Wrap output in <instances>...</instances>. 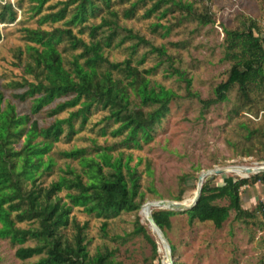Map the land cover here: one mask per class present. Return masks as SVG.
Here are the masks:
<instances>
[{
    "label": "trees",
    "instance_id": "trees-1",
    "mask_svg": "<svg viewBox=\"0 0 264 264\" xmlns=\"http://www.w3.org/2000/svg\"><path fill=\"white\" fill-rule=\"evenodd\" d=\"M32 1L30 11L36 26L21 29L24 47L16 48L15 53L14 65L21 67L23 75L7 85L0 82V238L14 247L13 255L21 264H120L114 262L113 251L107 246L88 252L86 221L79 224L72 210L100 220V228L105 229L108 220L141 208L140 176L136 164H129L130 153L123 154L114 145L97 147L93 156L86 155L82 147L60 151L64 158L76 161L79 171L66 167L56 180L42 187L39 177L47 175L54 164L48 151L61 137L70 140L96 111L107 112L101 118L105 122L101 134L110 122L108 133L112 138L120 136V148L133 150L149 142L158 123L169 113L175 93L151 79L159 63L140 68L145 53H136L143 45L166 60L170 57L163 46L151 45L120 20L162 19L176 12L180 22L192 19L204 25L213 22V15L203 0L199 11L190 0H56L47 6L49 0ZM12 7L10 3L0 4V23L15 20ZM157 28L163 31L161 35L169 31V26L152 22L151 30ZM222 32L223 59L230 65L227 77L213 87V97L199 99L190 90L185 72L171 71L183 81L185 96L196 98L204 109L226 100L235 85L237 97L231 115H237L253 105L254 93H264V31L254 18L245 17L234 28L222 27ZM120 47L126 56L110 60L107 52ZM14 88L21 91L9 96L28 99L29 114L53 103L48 116L64 111L67 115L53 118L46 127L39 126L28 113H17L4 97L3 90ZM238 125L242 137L252 142L243 155L251 156L255 143L264 149V122L252 128L248 122ZM214 178L201 183L196 202L185 211L152 208L151 218L164 236L170 229V217L177 213L185 214L188 224L209 221L216 229L231 211L235 221L256 218L254 212L241 206L243 186L256 182L264 185V171L249 178H228L221 185L212 184ZM186 179L183 175L181 181ZM62 191L63 196L58 195ZM183 191L178 189L171 198L181 200ZM221 200L226 203L219 205ZM256 208L264 214V204L258 203ZM20 223L28 225L21 227ZM67 228L71 229L70 236L65 233ZM167 242L173 257L175 246ZM151 243L153 260L157 247ZM33 257V261L24 262ZM171 264L180 263L172 259Z\"/></svg>",
    "mask_w": 264,
    "mask_h": 264
},
{
    "label": "rangeland",
    "instance_id": "rangeland-1",
    "mask_svg": "<svg viewBox=\"0 0 264 264\" xmlns=\"http://www.w3.org/2000/svg\"><path fill=\"white\" fill-rule=\"evenodd\" d=\"M55 1L49 0L45 6ZM190 1L194 2V9L197 11L202 9L204 3L208 5L213 15V22L204 25L192 19L180 22L176 12L166 14L162 19L152 16L147 20L138 17L120 20L123 26L131 28L147 41L149 40L151 45L163 46L170 57L166 60L155 52H149V47L143 45L138 47L136 53V56L145 53L140 68L148 69L156 62L159 63L151 79L175 93L169 102V113L158 123L150 141L133 150L120 148L118 145L120 136L112 138L108 133L112 128L110 122L105 127V133L101 134L100 127L105 125L104 121L101 122V118L107 112H93L81 130L70 140L61 137L59 141L54 142L48 151L54 164L47 175L39 177L42 187L56 180L57 175L66 167H73L76 172L79 171L75 160L66 159L59 153L73 147L86 149L88 156H93L97 147L110 145H114L115 150H123V154L130 153L129 164H136L140 176L139 189L143 193V203L172 199L171 197L178 193V189L184 190L182 199L192 196L196 190L198 174L213 167L264 164V149H260L261 145L258 143L254 144L251 156L243 155L244 150L252 146V142L242 137L243 131L238 125L241 121L248 122L252 128L264 122V93H254L252 97L254 103L249 109L231 115L237 97L234 85L228 91L226 100L204 109L196 98L185 96L183 81L171 71L175 68L185 72L190 78V90L199 99L213 97V87L227 77L230 65L229 61L223 59L222 27L234 28L242 18L249 17L254 18L264 31V0H203L204 3L202 0ZM3 2L10 3L16 12L13 22L0 23V82L7 85L11 81H19L23 75L21 67L14 65L17 61L16 48L23 49L25 42L21 37V29L35 27L36 23L30 11L34 1L0 0V4ZM141 11L139 10L137 14ZM152 22L169 26L168 33L161 35L163 31L160 28L151 30ZM43 27L49 28L48 25ZM107 56L113 61L121 60L126 56V50L123 47L109 50ZM20 58L23 60L24 54ZM19 91L20 88L5 89L3 94L9 103L14 105L17 113L29 114L28 99L19 100L9 96L10 92ZM52 106L53 103L38 113L29 114L30 119L36 120L39 126L46 127L53 118L67 115V111H64L48 116L47 112ZM116 152L110 153L114 156ZM183 175H187L184 183L181 181ZM253 175L255 174H249L248 178ZM228 178L247 177L235 172H224L215 176L212 184L221 185ZM243 188L241 206L256 214L253 220L235 221L232 219L234 212L231 211L222 226L216 229L209 221H193L188 224L185 214L177 213L170 217L171 225L166 231L165 239L175 246L171 259L180 264H263L264 214L256 206L264 202V185L256 182L253 185H244ZM63 194V191L58 193L60 196ZM225 203L224 200L218 202L219 205ZM72 212L79 224L86 221L85 234L90 254L97 248L102 249L103 246H107L113 251L115 263L163 264L164 248L156 233L149 228L140 207L108 220L105 229L100 228V220L75 208ZM18 225L26 227L28 224ZM138 225H141L144 231H141ZM65 233L70 236L71 229H65ZM151 242L157 247V257L153 260H151L153 252ZM14 251V247L10 246L6 239L0 238V264H21L22 262L13 255ZM34 259L35 257L24 262H31Z\"/></svg>",
    "mask_w": 264,
    "mask_h": 264
},
{
    "label": "water",
    "instance_id": "water-1",
    "mask_svg": "<svg viewBox=\"0 0 264 264\" xmlns=\"http://www.w3.org/2000/svg\"><path fill=\"white\" fill-rule=\"evenodd\" d=\"M238 165H228V166H224L221 168H211L208 170H205L203 172H200L198 175V179L197 182L195 184L196 186V190L195 193L192 196L186 197L184 199L181 200H173V199H158V200H154L152 202L149 203H143L141 206H145L146 208V217L145 220L148 223L149 228L151 229V231L153 230V232L156 233L157 238L159 240V242L161 243V245L164 248V255H165V264H171L172 263V259L170 256V247L167 244V241L165 239V236L163 235L162 231L157 227V225L154 223L152 217V208H157V209H167V210H172V211H185L188 208H190L191 206H193V204L196 202L199 192H200V186L201 183L204 180H209L212 179L217 175H221L222 173L226 172L227 170L236 167ZM264 171V164H259L257 165V167L255 168V170L252 172V174H255L257 172H261ZM243 172L245 175H242L243 177H248V175L251 173L250 168L244 167L243 168ZM148 207H151V210L148 209Z\"/></svg>",
    "mask_w": 264,
    "mask_h": 264
},
{
    "label": "bare ground",
    "instance_id": "bare-ground-1",
    "mask_svg": "<svg viewBox=\"0 0 264 264\" xmlns=\"http://www.w3.org/2000/svg\"><path fill=\"white\" fill-rule=\"evenodd\" d=\"M244 167H247L246 165H242V164H240V165H238V166H236V167H233V168H231V169H229V170H227L226 172H235V173H237L238 175H241L242 176V174L243 175H245L244 174V172H243V168ZM248 167L250 168V170H251V173L250 174H252V172L255 170V168L257 167L256 165H253V166H249L248 165ZM148 209L149 210H151V207H148ZM140 211H141V213L143 214V216L144 217H146V208H145V206H141V208H140ZM165 252V251H164ZM165 261L166 260H164L163 261V264H165Z\"/></svg>",
    "mask_w": 264,
    "mask_h": 264
},
{
    "label": "built area",
    "instance_id": "built-area-1",
    "mask_svg": "<svg viewBox=\"0 0 264 264\" xmlns=\"http://www.w3.org/2000/svg\"><path fill=\"white\" fill-rule=\"evenodd\" d=\"M262 204H264V202H261Z\"/></svg>",
    "mask_w": 264,
    "mask_h": 264
}]
</instances>
